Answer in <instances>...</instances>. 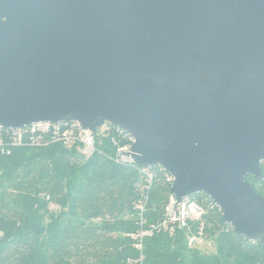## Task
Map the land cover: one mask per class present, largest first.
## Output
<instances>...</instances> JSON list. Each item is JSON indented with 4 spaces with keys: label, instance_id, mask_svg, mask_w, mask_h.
<instances>
[{
    "label": "water",
    "instance_id": "1",
    "mask_svg": "<svg viewBox=\"0 0 264 264\" xmlns=\"http://www.w3.org/2000/svg\"><path fill=\"white\" fill-rule=\"evenodd\" d=\"M71 121L264 250V0H0V128Z\"/></svg>",
    "mask_w": 264,
    "mask_h": 264
},
{
    "label": "trees",
    "instance_id": "2",
    "mask_svg": "<svg viewBox=\"0 0 264 264\" xmlns=\"http://www.w3.org/2000/svg\"><path fill=\"white\" fill-rule=\"evenodd\" d=\"M3 139L0 264H264L261 245L236 237L201 192L190 196L203 209L199 220L160 226L172 181L160 167L149 178L119 162L118 142L100 137L87 156L49 135L38 145L28 136L17 146L7 133ZM261 169L260 182L246 179L264 198ZM193 238L212 239L215 251L202 253Z\"/></svg>",
    "mask_w": 264,
    "mask_h": 264
},
{
    "label": "built area",
    "instance_id": "3",
    "mask_svg": "<svg viewBox=\"0 0 264 264\" xmlns=\"http://www.w3.org/2000/svg\"><path fill=\"white\" fill-rule=\"evenodd\" d=\"M7 133L9 143L13 146L21 145L24 137L28 136L31 144H46L45 137L49 135L52 141H60L64 145L77 144L80 153L84 155H91L95 151L96 141L100 137L109 138L117 147L116 159L121 163L134 164L130 155L131 146L134 143L133 137L125 132L123 129L105 122L97 128L95 133L89 130H83L81 126L74 121L65 123H49L37 122L30 126L23 127L17 130L0 128V146L3 144V135ZM150 169H142L150 178ZM168 179L172 181V177L167 174ZM203 209L196 201L190 197L184 198L177 202L172 197L169 204L165 208L164 224L173 229L174 225L185 227L188 220H199L201 218ZM140 237L143 233L139 234ZM198 240V239H191ZM140 248V245L136 246Z\"/></svg>",
    "mask_w": 264,
    "mask_h": 264
},
{
    "label": "rangeland",
    "instance_id": "4",
    "mask_svg": "<svg viewBox=\"0 0 264 264\" xmlns=\"http://www.w3.org/2000/svg\"><path fill=\"white\" fill-rule=\"evenodd\" d=\"M263 179V178H262ZM51 209L57 210V207L51 206ZM139 239H141L140 236H137ZM212 239H198V240H193L194 244L192 246L198 248L202 253L204 254H211L215 251L214 249V244L212 242Z\"/></svg>",
    "mask_w": 264,
    "mask_h": 264
},
{
    "label": "bare ground",
    "instance_id": "5",
    "mask_svg": "<svg viewBox=\"0 0 264 264\" xmlns=\"http://www.w3.org/2000/svg\"><path fill=\"white\" fill-rule=\"evenodd\" d=\"M165 219V218H164ZM190 221V220H189ZM187 225V224H186ZM160 226H163V227H165V226H167V225H165L164 224V220L161 222V224H160ZM194 244V243H193ZM192 245V244H191Z\"/></svg>",
    "mask_w": 264,
    "mask_h": 264
}]
</instances>
